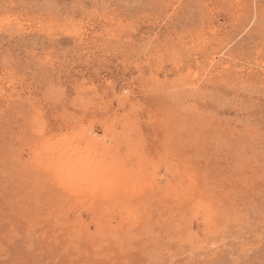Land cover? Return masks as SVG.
Here are the masks:
<instances>
[{"label": "rangeland", "instance_id": "374dc122", "mask_svg": "<svg viewBox=\"0 0 264 264\" xmlns=\"http://www.w3.org/2000/svg\"><path fill=\"white\" fill-rule=\"evenodd\" d=\"M0 264H264V0H0Z\"/></svg>", "mask_w": 264, "mask_h": 264}]
</instances>
